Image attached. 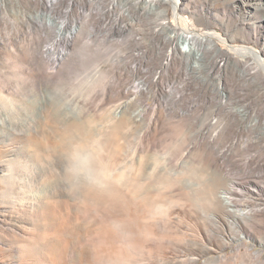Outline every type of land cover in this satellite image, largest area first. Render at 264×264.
<instances>
[{"label": "rangeland", "instance_id": "374dc122", "mask_svg": "<svg viewBox=\"0 0 264 264\" xmlns=\"http://www.w3.org/2000/svg\"><path fill=\"white\" fill-rule=\"evenodd\" d=\"M41 1L0 0V264H264V73L172 4ZM178 1L264 52V0Z\"/></svg>", "mask_w": 264, "mask_h": 264}, {"label": "bare ground", "instance_id": "6f19581e", "mask_svg": "<svg viewBox=\"0 0 264 264\" xmlns=\"http://www.w3.org/2000/svg\"><path fill=\"white\" fill-rule=\"evenodd\" d=\"M64 1L65 0H42L41 1L43 7H45V9H48V12H49V13H46V14H48V16L47 15H45V16H47L52 21L55 20L57 22V19L59 21H61V22H59V25H60L59 26V28H60L59 29V32H60V30L62 28H64L67 24L70 23V12L72 10V7L75 5V3H77V0H69L68 6L65 7V10L63 11L61 9H63L62 6L65 3ZM146 1H147L146 3H148V4H158L159 5V4L163 3L165 5H167V4H172L173 5V11L175 12V16L177 18V20L175 19L176 20V23L174 22L175 23V25H174L175 26L174 27V34L178 35L181 38H184V40H185L184 42H187V44L191 40L193 42H195L197 38H199L200 40L202 39L203 41H205V40H209V38H211V37H215V38L218 39V42H220L222 44V46H223L222 48L224 49V52L225 53H227L228 55H231V56L239 57L240 58V61H244L245 60V57H247L248 59L250 58L251 59V63L250 64L251 65H254L257 70H261L264 73V59H263V61L261 60V58H263V53H264L263 51L262 52H258L254 48H250V47H239L238 48V46H237V48H236V47H233L231 44H229V41L224 40V39H221V37L218 36V35H216V33H214V32L198 33V32H193L190 29H188L187 26H186L187 25L186 24V20L183 19L182 17L178 16L181 13H183V12L186 11L185 10V7H184L186 4H183L181 1H178L177 2V0H146ZM66 4H67V2H66ZM78 5H79V8L81 10L84 9V6L82 4H78ZM44 14H43V16H44ZM40 19H41V17H40ZM38 20H39V18H38ZM42 20L43 19H41V22H42ZM74 22H75V24L73 26L74 28L72 29V31L68 32V35H66V38L65 39L61 35L57 34L51 40V42H49L45 46V49L43 51L44 56L47 57V58H51V60L53 61V64H55L56 66L58 65V60L61 59V58H63L67 54L66 49H62L59 52L58 51V47L60 46V44L62 43L63 40H65L64 42H67V44H68V42L70 41V39L73 38V35L76 33V29H77V26L76 25L79 24V22H81V19L78 18ZM46 23H47V21H46ZM51 23H53V22H51ZM43 24H44V22H43ZM49 29H51V28H49ZM187 44H186V46H183L182 49H181L182 55H186L189 51L193 50L192 48L195 46V45H193L192 48L191 47L189 48V46H187ZM62 48H64V47H62ZM137 85H138V88H140L141 84L138 83ZM2 171H3V173L5 172V175L4 176L11 177L12 170L9 167H6ZM11 179H12V177H11Z\"/></svg>", "mask_w": 264, "mask_h": 264}, {"label": "clouds", "instance_id": "9594fccd", "mask_svg": "<svg viewBox=\"0 0 264 264\" xmlns=\"http://www.w3.org/2000/svg\"><path fill=\"white\" fill-rule=\"evenodd\" d=\"M89 156L87 153L79 154L75 160V168L79 171H87L89 168Z\"/></svg>", "mask_w": 264, "mask_h": 264}]
</instances>
